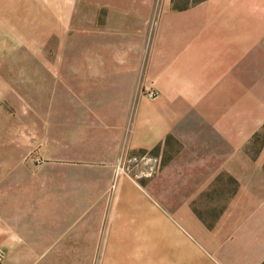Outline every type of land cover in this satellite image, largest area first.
Here are the masks:
<instances>
[{
    "label": "crops",
    "instance_id": "1",
    "mask_svg": "<svg viewBox=\"0 0 264 264\" xmlns=\"http://www.w3.org/2000/svg\"><path fill=\"white\" fill-rule=\"evenodd\" d=\"M95 4L104 16L93 38L82 30V77L33 103L2 156L0 264L134 260L151 254L136 229L166 242L169 212L218 264V251L263 264L264 0ZM230 182L237 192L210 228L193 206H215Z\"/></svg>",
    "mask_w": 264,
    "mask_h": 264
},
{
    "label": "rangeland",
    "instance_id": "2",
    "mask_svg": "<svg viewBox=\"0 0 264 264\" xmlns=\"http://www.w3.org/2000/svg\"><path fill=\"white\" fill-rule=\"evenodd\" d=\"M165 1L180 9L202 0H157L158 5ZM95 9V0H0V165L10 160L2 157L4 152L17 148L14 135L19 121L36 117L39 101L58 100L68 84L66 80L75 84L82 77V53L89 52L82 45L89 38L82 39V30L91 32L93 38L96 20L101 23L104 16L96 14ZM51 64L58 66L56 70L64 75L55 73ZM227 186L214 191L213 199L218 202L215 206L201 204L208 202L205 198L193 206L210 228L215 227L226 209L228 197L237 192L233 182ZM168 217L172 224L166 228V242L155 237H138L147 230L136 229L135 242L148 247L151 254L136 253L134 260L119 264H141L140 260L148 257L155 264H218L214 256L180 229L172 213ZM156 230L152 227L149 232ZM214 254L221 264H232L223 253ZM40 264H82V253L50 255Z\"/></svg>",
    "mask_w": 264,
    "mask_h": 264
},
{
    "label": "built area",
    "instance_id": "3",
    "mask_svg": "<svg viewBox=\"0 0 264 264\" xmlns=\"http://www.w3.org/2000/svg\"><path fill=\"white\" fill-rule=\"evenodd\" d=\"M146 94L150 98L157 97V95H158V93L155 90H150ZM2 258H3V253L0 252V262L3 260Z\"/></svg>",
    "mask_w": 264,
    "mask_h": 264
}]
</instances>
